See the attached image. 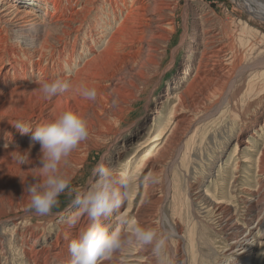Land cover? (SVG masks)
Masks as SVG:
<instances>
[{
    "label": "rangeland",
    "instance_id": "obj_1",
    "mask_svg": "<svg viewBox=\"0 0 264 264\" xmlns=\"http://www.w3.org/2000/svg\"><path fill=\"white\" fill-rule=\"evenodd\" d=\"M164 1L168 2V0ZM10 3H12L11 0L5 1L6 5ZM157 3L160 4L161 1ZM169 3L176 8L172 13V15H175V32L171 37V41L167 45L159 42L157 45L158 51H156L157 53L154 52V56L151 55L152 52H149L144 54L142 59L128 60L124 58V61L116 57L117 61L114 60L115 67L120 66V71L117 72L118 75L115 72L113 82L102 83L104 87H107L106 92L104 91L103 94L106 97L98 99L101 105L98 100L93 103L96 111L100 108L97 113H102L101 119L105 118L110 127L104 130L103 128L97 129L98 124L96 125L98 127H92L93 129L88 127L90 132L88 138L91 135L92 137L89 141L88 138L86 142L82 141L84 144L81 142L78 146L79 149L76 148L72 152L73 156L78 154L81 158L82 155L85 157L87 155V158L83 157L82 163L84 164L81 163L82 165L78 162V165L75 162H69L67 164L69 166L66 165L67 168L64 170V175L67 172V175L70 173L71 189L83 190L92 180L93 169L98 163H104L106 167L115 168L118 172L123 171L133 174L135 182L131 189L130 198L112 216L106 220L102 219V223H115L118 215L121 216L127 212L130 214L133 210H138L140 216L144 217H140L142 221L147 219L148 221L145 220L146 223L167 236L168 264H226V244L228 243L219 225L221 215L214 206L215 201L221 197V193H224L225 201L222 197L221 200L224 202L228 200L227 203L232 207V212L238 214L237 217L242 219L246 214V210L244 200L240 197L245 195L247 189H260L261 176L256 172L255 162L262 147L264 135L260 140H254L256 149L252 157L254 165L250 166V164L244 163L243 168L235 171V167L230 160L235 149L234 139L240 127L255 115L258 106H264V69H252L246 72L237 71L238 69L234 70L230 84L216 98H212L205 90H202V87L198 86L195 90V96L199 93L197 100L199 104L197 101L194 103L191 99V102L189 100L181 107L177 103V98H174V93L178 89V86L174 85V80L182 71L188 51V44L181 43L185 32V19L190 41H192L191 37L193 35V21L198 20L199 22L196 21L197 24L200 22L204 26L207 24L205 28L212 29L216 34L218 32L216 43L214 42L215 45H213L214 49L218 46L229 47L228 50L225 47L228 54L224 60L239 54L236 57L240 56L243 60L238 58L240 60L238 63L243 61V63L247 62L249 64L251 62L250 65L253 61L256 62L264 56V37L261 38L256 33L249 35V33L243 31V25H248L264 36V20L250 13L245 8L244 0H170ZM26 10H37L38 21L41 19L47 20L54 13L52 5L44 7V5L38 3L31 6L26 5ZM45 13H47L46 18ZM195 14L198 15V19H196ZM11 19H13V16ZM210 24H213V26ZM63 26V24H59L55 28L51 25L50 28L46 26L43 29L44 31L42 30L46 35L51 34L55 38V40H51L47 49H42V45L41 47L35 43L33 45V40L24 43L21 38L22 32L33 39L35 33L25 32V30L20 31L16 22L0 25V69H3L11 77L9 81H6L7 86L23 85L19 78L24 73L26 80L31 84L34 81L32 74L35 73L36 63L43 62L40 64L41 69L48 66L46 61L39 60V58H41V55H48L52 50L50 49L52 46H57L58 39L62 37ZM239 38H245L242 47L239 44ZM101 44L96 48L97 51L102 50L104 47V43ZM227 44H231L233 48ZM33 46L36 47L33 48ZM230 49L239 53L236 51L233 53ZM173 55L175 56L174 61ZM14 59H16L15 66L11 62ZM149 59L158 62V64L147 62L151 61ZM24 62L25 64H23ZM195 65L198 67L197 61L193 64V70L185 85L195 79L197 75ZM257 70L259 71L256 72ZM16 71H18L17 76L15 75ZM249 82H253L255 86L257 85L256 91L252 92L253 94L246 95L245 90L242 91V94L237 93L238 89L245 88ZM169 85L171 86L170 89ZM27 91H25L27 93V95L25 93L26 98H28L29 89ZM241 95L244 98H241L243 101L240 99ZM44 98L46 99L45 96ZM232 98H236L235 103ZM249 104L252 107L250 111H247L250 108L248 107ZM95 105L99 106H97L98 109ZM101 106L105 109L103 110ZM154 111H157V114ZM172 112L176 113L174 115H185L186 121L182 128L167 139V136H169L167 134H170L169 127L175 118ZM88 115L85 118L83 117L86 119L87 125L90 124L89 122L93 118L92 112ZM235 115H238L239 118L235 119ZM152 117H155L153 121ZM230 133L231 136L228 138L227 136ZM98 135L100 136L98 137ZM37 143L34 142V144ZM87 143H90L92 147ZM225 144L228 154L217 162V156ZM245 151L249 153L247 150ZM23 157L26 160V156ZM1 168L0 264H33L31 257L36 247L35 238L40 237L39 244L54 243L61 229L78 211L73 204L74 195L66 190L65 193L60 195L58 205L52 209L50 214L36 215L34 210L29 208V197L26 191L27 185L30 184V179H32L29 178L32 173L28 164L5 163ZM71 169L75 171L71 172ZM218 174L219 183L216 180ZM145 177L151 179L145 180ZM223 178H226V181H223ZM242 188H245V190ZM238 191L241 192V195ZM143 207L146 209L144 210ZM18 218L22 219V224L16 227L15 231L13 225ZM31 231H35L38 236L29 237ZM148 254H152L151 249L147 252V257H149ZM62 256L65 259L67 256L71 257L70 253L66 254L65 252ZM150 256H152L151 264H156L155 257ZM249 264H264V251L261 252L260 246L257 247L252 263Z\"/></svg>",
    "mask_w": 264,
    "mask_h": 264
},
{
    "label": "bare ground",
    "instance_id": "obj_2",
    "mask_svg": "<svg viewBox=\"0 0 264 264\" xmlns=\"http://www.w3.org/2000/svg\"><path fill=\"white\" fill-rule=\"evenodd\" d=\"M5 1L6 0H0V25H7V23L14 21L16 22L17 28H19L20 31L25 30V32L31 31L32 33H35V37L33 39L30 36L25 35L24 32H22L21 38L23 39L24 43H28L33 40V45L34 43L39 45V47H41L42 45V49H47L49 43H51V40H55V38L51 34L46 35L45 33H43V29L46 26L50 28L51 25L55 26V28L58 27L59 24L64 25L62 37L58 39L56 43L57 46H50V49H52L51 52L46 56L41 55V58H39V60L42 59L46 61L48 66L46 68L41 69L40 64L43 62L36 63L35 73L32 74L34 76V81L31 84H29L28 80H26L27 78L24 73L23 76L19 78L20 82H22L23 85L20 84L21 86H7L6 81H9L11 77H9L8 73H5L3 69H0V172L2 170L1 166L5 163L15 164L18 163L17 161L21 156H26V160L28 159L26 161V164H28L31 170L30 172L32 173V176L29 177L32 178L30 179V183H32L35 179H39V169L41 166L40 157L42 154L41 145L39 143L34 144L35 141L32 139V133L21 134V132L14 126V124L17 121H23L26 125L30 126L34 130L35 127L52 121L61 112L65 110H72L84 118L86 117V115H88V113L92 112L93 118H91V122H89L90 124L88 125L90 129L92 127L98 126L99 127L97 129H108L110 125L106 122L105 118L103 120L101 119L102 117L100 116L102 115V113H97V111L100 109H98L97 106L100 104L99 100L105 96L103 94L107 87H104V84L102 83L113 82L115 75H118L117 72L120 71L119 69L121 67H118V65L115 67L116 64L114 60L117 61L116 57L122 59L123 61L124 58H127L128 60H135V58L142 59L144 54H147L149 52H152L151 55L154 56V52L157 53L156 51H158L157 45L159 44V42H163L164 44L166 43L167 45V43L171 41L172 35H174L173 33L175 32V15H172V13L176 8L175 6L173 7V4L169 3L170 0H168V2L164 0H11L12 3L8 5L5 4ZM159 1H161L160 4L157 3ZM244 2V5L246 6L244 7L247 8L250 13L264 20V0H244ZM37 3L39 5H44V7L52 5L54 13H52L51 17H48L47 20L41 19L40 21H38L37 10H26V5H37ZM151 8L155 9L152 10ZM12 16L13 19H11ZM44 16L46 18L47 13H45ZM186 16L187 13L185 15V18ZM197 16L196 19H198ZM196 21L199 22L198 20L193 21V35L191 37L192 41H190V36L188 35V28L185 19V32L182 37L181 43L188 44V51L182 71L180 70L181 72L178 74V77L174 80V85L178 86V89L174 93V98H177L178 101H176L178 105H180V107L186 104L187 101L189 102V100L191 102V99L194 103L198 100L199 93L197 94V96H195V90L198 86L202 87V90H205L208 95L212 96V98H216V96L220 95V93L222 94V91L225 89V87L230 84L231 79H233L232 73L234 72V70L238 69L237 71L240 70L242 72H246L252 69H264V56L259 60L256 59V62L253 61L251 65V62L249 64H247V62L243 63V61L238 63V61H240L238 58L243 60L240 56L236 57L239 54H235L234 57H228L226 60H224L228 54L225 50L226 46H218L216 49H214L213 46L215 45L214 42L216 43L218 32L216 34L212 29L205 28L207 24L204 26L201 22V24H197ZM202 21L204 22V20ZM211 26H213V24ZM243 31L249 33V35H254L256 33L261 38L264 37L262 33L256 32V30L249 27L248 25H243ZM244 39L239 38V44L241 45V47L243 46ZM229 40L230 38L228 39V41ZM101 43H104V47L102 48V50L97 51L96 48L101 46ZM231 44L227 45L232 47ZM35 47L36 46H33V48ZM226 48L228 50L229 47ZM120 55L122 58L120 57ZM174 55L176 56V54ZM174 55L173 61L175 59ZM15 60L16 59L11 61L14 64L13 66H15L16 64ZM149 60L151 61L147 62L151 64H158V62L154 60L152 61V59ZM196 61L198 63V67L195 65L197 67V75L192 82L190 81L191 83H189L188 85L186 83L185 85V82L189 79L193 70V64L196 63ZM23 64H25V62ZM73 64L78 65V68L75 72L69 71ZM259 70H257L256 72H258ZM17 72L18 71H16V74L14 73L16 76L18 74ZM56 77L71 80L73 86L68 92L58 94L53 97H47L45 99L44 95L39 90L40 83L45 80H49ZM253 82H249L243 89H238L237 93L240 92L242 94V91L245 90L246 95L253 94L252 92L256 91L255 89L257 86H255L254 84L256 82ZM82 87L95 88L97 91V96L95 100H89L83 97L81 95ZM170 88L171 86L169 85V89ZM28 89L29 95L28 98H26L27 93L25 91H27ZM207 98L209 97L207 96ZM236 98H232L234 100V103ZM241 98H243L242 95L240 99ZM96 100H98L99 102L98 105H95L98 109L97 111L93 104ZM241 101L243 100L241 99ZM248 107L250 108L247 111H250L252 107L251 104H249ZM154 112L157 114V111ZM172 114L173 116H175V118L172 120V124L169 127L170 134H167L169 136L166 135L167 139H169L168 137H170V135L175 134L178 129L182 128L186 121L185 115H174L176 114L175 112H172ZM87 118L89 119V117ZM154 118L155 117H152V121L154 120ZM234 118L237 119L239 118V116L235 115ZM97 124L98 126H96ZM166 130L168 132L167 128ZM263 135L264 106L262 105L258 106V109L255 111V115L250 120L245 122L242 127H240L239 132L236 138L234 139L235 149L233 151V155L231 156L230 161L231 163H233L235 171H239V169L243 168L242 166L244 163L248 165L250 164V166L254 165L252 158L254 153L256 152L254 140H260ZM99 136L100 135H98V137ZM230 136L231 133L227 137L229 138ZM90 138H88L87 140L89 141ZM227 139L226 141H228ZM90 143H87V145L89 144L90 146ZM82 144L84 143L82 142ZM95 146L97 147V145ZM225 146L226 144L222 147V151L219 152L217 156V162L227 156L228 151ZM84 150L86 149L84 148ZM245 150H247L249 153H246ZM257 150L259 149L257 148ZM77 156L78 154L76 156H73V153H71V155H69L65 160L61 162L60 171L63 174L65 168L69 166L67 165L69 162H75L76 164L77 162L80 164L82 163V161L84 160L83 157L85 156L82 155V157L80 156L81 158H79V156L77 158ZM85 158H87V155ZM256 158L257 159L255 162V168L256 172H258V174L261 176V186L259 187L260 189L257 190L247 189L246 192L244 191L245 188H242L245 192V195L240 197L244 200L246 210V214L244 215V217L242 219H239L237 217L238 214L236 215L234 212H232V207L227 203L228 200L227 202H224V193H221L220 195L224 201L221 200V197L217 199V201H215L214 207L217 212L221 215L219 225L228 243L226 244V264L252 263L257 247L260 246L261 252L264 251V140L262 147L259 151L258 157ZM7 166L9 167L8 164ZM72 167L74 168V166ZM227 167L229 168V166ZM70 168L71 166L69 167V169ZM74 171H72L71 169V172ZM69 174L67 176H69ZM226 178H223V181H226ZM216 180L218 183L220 182L219 174L216 176ZM145 209L146 208H144V210ZM140 215L141 214L138 210H133L130 214L127 212L121 216H132L133 218H136L142 226L152 228L150 224L146 223L148 221L147 219L143 220H147L145 222L140 219V217H143ZM70 220L67 221V224L65 223L66 226L61 229V232L57 236V240L55 239L56 241H53L54 243L39 244L40 237H37L38 235L35 231H31L30 235L28 236L32 238L37 237L35 238L36 247L34 248V254L32 257L30 256L33 264H70L71 257L67 256V258L65 259L62 254L64 252L66 254L69 253L68 246L70 241L75 238L78 232L82 228L86 227L88 224L86 216H81L75 224H70ZM21 221V218L15 220L13 225L15 227V231L17 229L16 227L22 224ZM132 247L130 249H127L123 254H121L120 252H116L113 253L111 257L103 258L100 261V264H151L152 256L150 255L152 254H148L149 257H147V252L150 250V248L142 247L139 245H134ZM126 255H128V257H126Z\"/></svg>",
    "mask_w": 264,
    "mask_h": 264
},
{
    "label": "clouds",
    "instance_id": "obj_3",
    "mask_svg": "<svg viewBox=\"0 0 264 264\" xmlns=\"http://www.w3.org/2000/svg\"><path fill=\"white\" fill-rule=\"evenodd\" d=\"M77 68L78 65L73 64L69 71L75 72ZM72 86L71 80L56 77L40 83L39 90L47 98L68 92ZM81 95L95 100L97 91L82 87ZM14 126L21 134L32 133V139L41 145L39 179L26 188L29 208L36 215H48L58 205L60 195L68 190L74 195L73 204L78 209L69 223L75 224L81 216L87 217V226L69 243L70 264H100L103 258L111 257L116 252L123 253L134 245L150 248L156 264H168L167 236L155 228L144 227L136 218L120 215L115 223L101 222L102 218L106 220L112 216L130 198L135 182L133 174L118 172L104 163H98L87 187L76 190L70 188L71 178L60 171L61 162L89 136L87 122L82 116L65 110L34 130L23 121H17ZM18 163L24 165L27 162L21 156ZM149 179L145 177V180Z\"/></svg>",
    "mask_w": 264,
    "mask_h": 264
}]
</instances>
